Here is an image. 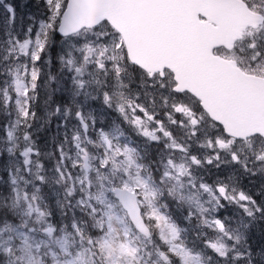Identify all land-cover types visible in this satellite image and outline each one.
Instances as JSON below:
<instances>
[{
    "label": "snow or ice",
    "instance_id": "6c2138e0",
    "mask_svg": "<svg viewBox=\"0 0 264 264\" xmlns=\"http://www.w3.org/2000/svg\"><path fill=\"white\" fill-rule=\"evenodd\" d=\"M23 8L0 0V264H264V0Z\"/></svg>",
    "mask_w": 264,
    "mask_h": 264
},
{
    "label": "rangeland",
    "instance_id": "374dc122",
    "mask_svg": "<svg viewBox=\"0 0 264 264\" xmlns=\"http://www.w3.org/2000/svg\"><path fill=\"white\" fill-rule=\"evenodd\" d=\"M14 3L17 5V11L20 14H24L28 12L30 9L23 8V4L25 3V0H13Z\"/></svg>",
    "mask_w": 264,
    "mask_h": 264
},
{
    "label": "trees",
    "instance_id": "16d2710c",
    "mask_svg": "<svg viewBox=\"0 0 264 264\" xmlns=\"http://www.w3.org/2000/svg\"><path fill=\"white\" fill-rule=\"evenodd\" d=\"M258 234V233H257Z\"/></svg>",
    "mask_w": 264,
    "mask_h": 264
}]
</instances>
